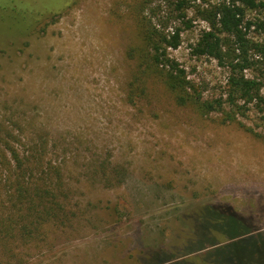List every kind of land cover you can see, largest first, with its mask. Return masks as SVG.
<instances>
[{
	"label": "rangeland",
	"instance_id": "rangeland-1",
	"mask_svg": "<svg viewBox=\"0 0 264 264\" xmlns=\"http://www.w3.org/2000/svg\"><path fill=\"white\" fill-rule=\"evenodd\" d=\"M143 1L0 0V132L40 159L35 176L61 191L67 210L0 240V264L187 259L223 240L200 238L208 205L232 206L264 233V137L223 123L221 111L178 105L153 78L130 99L141 15L165 32L180 27L171 57L204 99L226 97L228 69L192 52L207 11L224 0H183V10ZM237 119L264 136V111ZM255 262L264 264L263 249Z\"/></svg>",
	"mask_w": 264,
	"mask_h": 264
},
{
	"label": "trees",
	"instance_id": "trees-1",
	"mask_svg": "<svg viewBox=\"0 0 264 264\" xmlns=\"http://www.w3.org/2000/svg\"><path fill=\"white\" fill-rule=\"evenodd\" d=\"M171 1L175 10H183V0ZM212 9L205 18L208 28L202 31L192 52L212 57L228 69L226 97L204 99L188 78L186 69L171 57L170 50L178 49L182 43L180 27L165 32L151 17L141 15V44L133 46L128 54L136 68L130 99L135 102L133 96H139L134 93L138 88L136 83L141 85L139 94L145 95L146 81L153 78L166 86L178 105L195 104L198 111L206 114L221 111L223 123H238L256 136L264 137L237 119L253 108L264 111V65L259 62L264 57V41L251 37L253 33L264 38V0H224ZM250 12L256 14L249 17ZM14 137L12 131L0 132V240L8 241L23 238L27 227H39L45 215L67 212L61 203V191L42 181L43 176H35L42 164L40 159L33 160L32 154L19 150ZM54 172L61 176L59 169ZM9 202L13 205H8ZM200 213L201 240L217 236L223 240L215 242L203 254L168 264L256 263L264 251V233L254 232L252 223L229 205H208Z\"/></svg>",
	"mask_w": 264,
	"mask_h": 264
}]
</instances>
